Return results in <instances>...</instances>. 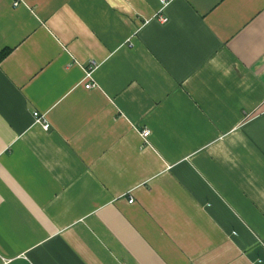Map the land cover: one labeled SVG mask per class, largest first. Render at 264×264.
I'll return each instance as SVG.
<instances>
[{"label":"crops","instance_id":"0c3cea01","mask_svg":"<svg viewBox=\"0 0 264 264\" xmlns=\"http://www.w3.org/2000/svg\"><path fill=\"white\" fill-rule=\"evenodd\" d=\"M5 52L0 264H264V0H0Z\"/></svg>","mask_w":264,"mask_h":264},{"label":"built area","instance_id":"2783aa9c","mask_svg":"<svg viewBox=\"0 0 264 264\" xmlns=\"http://www.w3.org/2000/svg\"><path fill=\"white\" fill-rule=\"evenodd\" d=\"M160 1H161L163 4H164V3L166 4V2H167V0H160ZM15 4L17 5L18 2H16ZM162 20H163L164 22L167 21L166 18H163ZM92 68H93V66H91V67L89 68V72L87 73V76H88L89 80H90V77H91ZM92 87H93V84H91L90 82H87V84H86V88H92ZM34 116H35L37 122H41V123L43 124V127H44L45 129H48V128L50 127V124L47 122V120H46L41 114H39V112H34ZM150 134H151V131H150L149 129H145V130H143V132H142V137H143V139H144L145 142H147V140H148ZM129 202L132 203V202H134V200H133V199H130Z\"/></svg>","mask_w":264,"mask_h":264},{"label":"trees","instance_id":"16d2710c","mask_svg":"<svg viewBox=\"0 0 264 264\" xmlns=\"http://www.w3.org/2000/svg\"><path fill=\"white\" fill-rule=\"evenodd\" d=\"M6 55V52L4 54L0 55V59H2V57H4Z\"/></svg>","mask_w":264,"mask_h":264}]
</instances>
